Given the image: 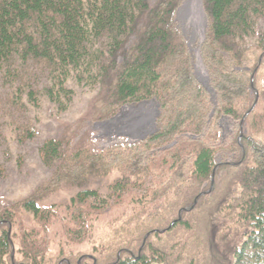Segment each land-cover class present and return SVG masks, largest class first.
<instances>
[{"label": "trees", "instance_id": "trees-1", "mask_svg": "<svg viewBox=\"0 0 264 264\" xmlns=\"http://www.w3.org/2000/svg\"><path fill=\"white\" fill-rule=\"evenodd\" d=\"M182 2L0 0V72L11 82L21 77L12 68L40 70L47 79L43 89L60 111L71 101L67 80L99 84L101 118L152 97L160 103L157 132L138 144L68 154L62 141L44 144V161L54 173L28 196L0 208V264H77L79 251L53 255L44 236L33 228L17 231L15 222L25 212L47 223L58 207L41 203L63 187H75L66 229L78 239L94 238V217L107 202L87 185L108 175L115 179L107 190H130L131 203L142 209L114 225L113 236L97 238L95 255L106 256L107 263L119 252L123 257L110 264H264V127L251 120L256 106L250 110L256 74L264 66V36L257 35L264 0H202L207 27L200 52L215 104L194 76L186 40L175 27ZM222 117L237 123V133L228 144L215 145ZM243 123L247 132L240 145ZM185 131L196 138L183 149H159ZM205 133L208 143L199 139ZM219 152L233 161L224 158L216 168ZM86 203L93 211L83 210Z\"/></svg>", "mask_w": 264, "mask_h": 264}, {"label": "rangeland", "instance_id": "rangeland-1", "mask_svg": "<svg viewBox=\"0 0 264 264\" xmlns=\"http://www.w3.org/2000/svg\"><path fill=\"white\" fill-rule=\"evenodd\" d=\"M195 16L191 15L190 12L186 15L182 13L181 15L178 14L176 27L187 38V42L194 55V69L200 76L201 68L197 66L194 52L198 48L201 33L196 30V26L198 27V25L192 19ZM204 29L203 27L202 32ZM257 35L259 37L261 35L264 36V19L259 21ZM12 70L21 76L13 82L0 72V208L3 205L10 206L15 201L28 196L31 191L33 192L38 186L44 184L52 177L54 167L52 164L44 161L42 153L43 145L47 141H62L64 153L68 154L80 149H89L97 152V150L105 149L115 143H130L134 140V135H129L130 132L119 129L124 124L112 122L110 126H105L103 123L122 114L123 109L139 106L142 102L122 107L112 115L101 118V114L104 111L100 112L102 109L99 101L102 94L100 85H90L85 80L82 83H78L73 77H69L70 79L67 80L66 88L72 91L71 101L66 110L60 111L55 106V103L50 101L45 93L46 91L43 89L47 86V79L44 73L31 68H22V71H19L20 67H18L12 68ZM201 77L205 79L204 74ZM21 78L23 79L21 80ZM27 81L29 82L27 83ZM23 83L26 84V87L22 86ZM256 83L258 95L257 111L255 112V118L251 120L260 127H264V66L260 67L256 74ZM49 86L50 83L48 84ZM19 90H21L20 93ZM28 90L33 92V98L28 94ZM60 98L62 102L66 99L63 94L60 95ZM35 100H37V105L32 106L33 103L31 102L35 103ZM157 100H155L156 104H158ZM149 107H154V104H150ZM156 110L157 113L154 116L153 122L154 126L151 131L156 129V124L158 127V122L156 121L158 107H156ZM143 116L145 117V114ZM139 117L141 118L138 114ZM221 125L225 137L228 134L236 132L234 124L227 120H224ZM203 135H206V133ZM207 135L204 137L201 135L199 139H204V143H208L210 138H206ZM211 135L212 132H210L209 136L211 137ZM231 138L232 135L226 139L227 143H229ZM191 139H194L192 132L185 131L177 135L173 141L175 145L178 144V149H183L185 143L190 142ZM213 143L217 145L218 141L215 140ZM161 147H167V145L164 144ZM222 155L220 152L217 154L218 162L224 159ZM219 175H222V172ZM114 179L115 176L110 175L94 177L87 185V187L99 189L97 196L100 201L104 199L107 202L104 211H97V216L94 217L92 223L94 238L84 236L83 239H78L74 233L66 229L69 219L67 205L70 203V199L76 196L78 190L75 187H63V189L51 193L41 203V207L56 205L59 209L54 212V215L50 216L47 223H45L46 220L40 221L35 219L31 214L26 215L25 212H21L23 213L22 217L18 218L15 222L20 223V227L15 228V230L23 231L33 228L39 233V236L45 237L43 239L46 242L47 251L53 255L59 253L61 249L63 250V254L69 251L73 253L79 251L74 257L77 259V264H110L114 261L115 257L116 261L119 260L120 257H123L119 252H116L117 254L114 257H110L109 263H107L106 256L97 257L98 255H95V249L99 248V239L97 238L103 237L107 239L109 236H113L114 232L112 229L114 225L121 223L127 218L133 220L142 209V205L131 203L134 195L128 189L123 190V195L118 191L107 190V187L113 183ZM143 190L148 191V193L145 192L143 195H146L144 208L149 211L147 208L149 190L146 187ZM134 191L138 190L134 189ZM159 201L150 202V209L155 205L154 203H159ZM88 205L89 203L84 204L85 209L83 210L93 211L87 208ZM15 242L17 247H19L17 238ZM91 243L92 245H90ZM17 247L15 246L14 248ZM73 253L70 254L73 255ZM59 264H61V261Z\"/></svg>", "mask_w": 264, "mask_h": 264}, {"label": "bare ground", "instance_id": "bare-ground-1", "mask_svg": "<svg viewBox=\"0 0 264 264\" xmlns=\"http://www.w3.org/2000/svg\"><path fill=\"white\" fill-rule=\"evenodd\" d=\"M191 13V15H196L193 19L195 23L198 25L196 26V30H198L200 33H202V29L204 26V15L200 6V0H187L180 8V10L177 11V14L181 13L183 15H186L187 13ZM198 66H201L200 60L197 63ZM151 103H155V101H152ZM148 103H141L139 106H132L128 107L122 110V114L117 117L114 121L119 122L121 124H124L121 128H119L121 131L130 132L134 135H140L144 131H149L152 128V122L149 126L148 123L150 122L151 117V111H149V106L145 105ZM155 109V108H154ZM155 113V111H153ZM138 114L141 116V118H138ZM145 114V117L142 115ZM128 117V120H127ZM123 118H125L124 121ZM112 121V122H114ZM110 126V125H105Z\"/></svg>", "mask_w": 264, "mask_h": 264}]
</instances>
